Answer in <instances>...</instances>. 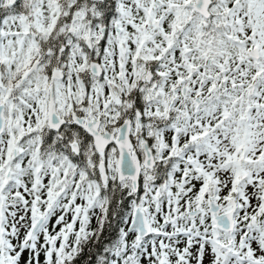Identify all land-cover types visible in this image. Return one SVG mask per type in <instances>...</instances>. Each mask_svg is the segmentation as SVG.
I'll use <instances>...</instances> for the list:
<instances>
[{"label":"snow or ice","instance_id":"1","mask_svg":"<svg viewBox=\"0 0 264 264\" xmlns=\"http://www.w3.org/2000/svg\"><path fill=\"white\" fill-rule=\"evenodd\" d=\"M264 264V0H0V264Z\"/></svg>","mask_w":264,"mask_h":264},{"label":"trees","instance_id":"2","mask_svg":"<svg viewBox=\"0 0 264 264\" xmlns=\"http://www.w3.org/2000/svg\"><path fill=\"white\" fill-rule=\"evenodd\" d=\"M86 258L85 257H82L81 258V261L79 262V264H84V260H85Z\"/></svg>","mask_w":264,"mask_h":264}]
</instances>
